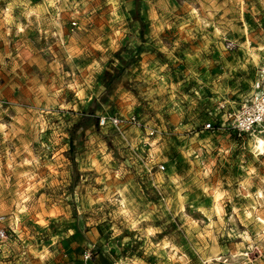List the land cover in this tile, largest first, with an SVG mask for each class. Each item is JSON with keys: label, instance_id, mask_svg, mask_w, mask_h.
<instances>
[{"label": "rangeland", "instance_id": "obj_1", "mask_svg": "<svg viewBox=\"0 0 264 264\" xmlns=\"http://www.w3.org/2000/svg\"><path fill=\"white\" fill-rule=\"evenodd\" d=\"M262 63L264 0H0V264H264Z\"/></svg>", "mask_w": 264, "mask_h": 264}, {"label": "built area", "instance_id": "obj_2", "mask_svg": "<svg viewBox=\"0 0 264 264\" xmlns=\"http://www.w3.org/2000/svg\"><path fill=\"white\" fill-rule=\"evenodd\" d=\"M73 25L76 22H72ZM234 44L230 42L228 48H233ZM224 109L223 117L227 122V127L232 129L238 136L241 135H251L261 134L264 137V63H262L257 71V78L253 85V94L248 98L240 108L231 109L225 108V105H222ZM100 125L110 124L117 129L124 127H131L137 130H145L148 133V136L152 137L155 135V130L151 127H148L136 114L128 115H103L100 117ZM225 122L221 124L224 127ZM216 127L214 123L208 122L205 124V129L215 130ZM160 169H164V165H159ZM5 216L0 215V240L7 237L8 230L4 226ZM95 246H91L90 249L85 250L83 253V258L85 260L91 259V251ZM240 264H253L251 259H246Z\"/></svg>", "mask_w": 264, "mask_h": 264}, {"label": "crops", "instance_id": "obj_3", "mask_svg": "<svg viewBox=\"0 0 264 264\" xmlns=\"http://www.w3.org/2000/svg\"><path fill=\"white\" fill-rule=\"evenodd\" d=\"M87 235H89L88 234V232L86 233ZM80 237H81V234H79L77 237H76V241L75 242H73V243H71L70 245H71V247H75L76 245H86V244H84L83 243V241H80ZM71 254H73V253H71ZM72 257V260L73 261H71L69 264H80V262L79 261H81L80 259V255H77V256H71ZM95 258L93 259V261H94V264H95ZM254 264V263H253Z\"/></svg>", "mask_w": 264, "mask_h": 264}, {"label": "trees", "instance_id": "obj_4", "mask_svg": "<svg viewBox=\"0 0 264 264\" xmlns=\"http://www.w3.org/2000/svg\"><path fill=\"white\" fill-rule=\"evenodd\" d=\"M138 4H139V2L137 1V8H136V11H135V18L140 21V23H141V30H140V32H141V34H143V32H144V28H143L144 27V22L140 18V14H139V11H138ZM70 144H71V150H73L74 149V142H73L72 139L70 141Z\"/></svg>", "mask_w": 264, "mask_h": 264}, {"label": "bare ground", "instance_id": "obj_5", "mask_svg": "<svg viewBox=\"0 0 264 264\" xmlns=\"http://www.w3.org/2000/svg\"><path fill=\"white\" fill-rule=\"evenodd\" d=\"M255 148L258 151V154H264V141H258L255 143Z\"/></svg>", "mask_w": 264, "mask_h": 264}]
</instances>
